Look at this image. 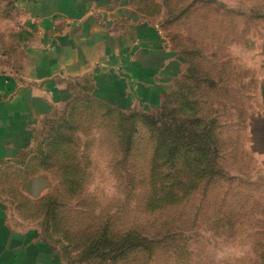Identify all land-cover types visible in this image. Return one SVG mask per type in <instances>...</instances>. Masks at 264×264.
Returning a JSON list of instances; mask_svg holds the SVG:
<instances>
[{
	"label": "rangeland",
	"instance_id": "1",
	"mask_svg": "<svg viewBox=\"0 0 264 264\" xmlns=\"http://www.w3.org/2000/svg\"><path fill=\"white\" fill-rule=\"evenodd\" d=\"M116 5L124 21L156 25L181 70L155 109L158 100L112 109L87 81L70 82L63 104L35 122L33 147L0 166L11 225L41 234L66 264H264V0ZM23 20L17 0H0V73L22 68ZM198 117L216 126L215 174L188 199L155 209L152 124L189 131ZM106 223L115 236L143 232L154 253L96 257L85 239Z\"/></svg>",
	"mask_w": 264,
	"mask_h": 264
},
{
	"label": "crops",
	"instance_id": "2",
	"mask_svg": "<svg viewBox=\"0 0 264 264\" xmlns=\"http://www.w3.org/2000/svg\"><path fill=\"white\" fill-rule=\"evenodd\" d=\"M24 54L0 73V166L35 142V122L61 106L70 82L85 80L111 108L159 107L181 62L156 25L124 21L116 0H17ZM123 14V15H122ZM0 264H66L59 249L11 225L0 204Z\"/></svg>",
	"mask_w": 264,
	"mask_h": 264
},
{
	"label": "trees",
	"instance_id": "3",
	"mask_svg": "<svg viewBox=\"0 0 264 264\" xmlns=\"http://www.w3.org/2000/svg\"><path fill=\"white\" fill-rule=\"evenodd\" d=\"M90 92L93 97L91 87ZM162 117L163 115L159 119ZM213 123H207L206 119L198 117L191 124L189 131L187 129L174 130L177 127L176 124L173 123L175 127L173 129L172 125L163 124L159 120L158 123L152 124L157 134L154 137L156 147L151 162L149 183L152 190L151 204L158 206L155 209L174 206L188 199L207 178L213 177L215 174V171L212 172L213 159L208 149L209 142H212L211 145L218 149L216 126ZM191 133L195 135L192 139H190ZM101 226L100 231L85 239L86 243L93 242V246H88L94 250L92 254L96 257L111 255L112 258L117 256L131 259L145 254L144 252L154 253L155 248L143 232L132 230L122 236H115L107 223ZM113 245H120L115 254L108 251V248ZM99 251H104L105 254H98Z\"/></svg>",
	"mask_w": 264,
	"mask_h": 264
}]
</instances>
